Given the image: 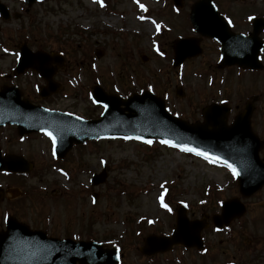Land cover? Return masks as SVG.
I'll return each mask as SVG.
<instances>
[{"label":"rangeland","instance_id":"obj_1","mask_svg":"<svg viewBox=\"0 0 264 264\" xmlns=\"http://www.w3.org/2000/svg\"><path fill=\"white\" fill-rule=\"evenodd\" d=\"M4 4L14 17L0 21V54L4 46L18 40L34 50L66 55L63 69L54 77L60 89L48 99L39 100L34 87L47 85L31 72L18 80L0 77V85L16 81L23 94L35 101L87 120L99 119L104 111L90 94L96 85L121 97L130 90L142 94L149 86L173 116H184L189 123L210 103L224 100L231 109L239 104L237 115L248 99L258 96L253 125L264 141V76L230 79L227 74L221 83L226 72L215 66L210 40L200 42L204 58L191 60L177 72L172 66L174 43L200 38L182 25L183 16L167 12L165 0L157 4L152 0H47L32 7L21 0H4ZM151 15L157 22L153 30L142 23V16ZM12 68V57L0 60V74ZM14 135V130L0 131V146L32 161L35 170L30 177L0 175V187L35 191L32 199L18 204L23 203L26 217L52 220L58 234L93 239L109 249L123 247V264H264V188L249 198L241 197L228 169L160 142L139 139L88 142L75 146L57 164L48 138L32 135L22 142L15 141ZM104 167L106 182L93 187V176ZM237 197L247 205V213L221 230L209 217V227L201 234L203 251L179 246L149 258L141 254L145 238L171 236L179 208L186 209L190 221H205L206 216L221 212L220 203Z\"/></svg>","mask_w":264,"mask_h":264},{"label":"water","instance_id":"obj_2","mask_svg":"<svg viewBox=\"0 0 264 264\" xmlns=\"http://www.w3.org/2000/svg\"><path fill=\"white\" fill-rule=\"evenodd\" d=\"M36 1L26 0L29 5ZM202 17L197 15L194 24L198 32L213 37L215 35L210 18L202 23ZM175 66L181 65L186 59L198 54L197 42L193 40L180 41L176 46ZM55 61L61 64L57 57H50L42 52L33 54L25 47L18 72L28 68L38 71L49 82V89L42 92L43 97L57 92V86L52 83L54 71L48 68ZM5 89L0 93V126L7 123L17 125L20 133L48 132L55 142L56 157L63 158L74 144H83L88 140L105 137L133 138L145 140L159 139L164 142L194 149L195 153L225 163L235 169L239 177L240 192L249 197L264 185V163L259 152L262 145L251 129L252 105H248L232 127L227 128L224 122L216 130L207 132L204 127L192 126L171 117L165 111L162 101L151 94L135 95L128 101L106 95L96 88L95 100L104 105L106 111L97 121H83L73 116L47 112L39 107H33L29 102L20 100L19 95H12ZM124 106V109H121ZM125 112L129 114L125 115ZM203 128V129H202ZM32 166L24 159L17 157L0 158V171L26 173ZM106 174L96 176L93 185L105 181ZM245 208L237 200L225 204L223 215L215 217L218 227L229 225L239 218ZM203 230L201 222H188L183 211L179 212L177 228L173 238L150 237L142 249V253L151 256L165 252L174 245L188 248H202L200 233ZM61 252L49 251L55 244L46 245L35 258L38 264H116V257L111 252H102L100 246L94 243L75 244L71 241L62 242Z\"/></svg>","mask_w":264,"mask_h":264},{"label":"flooded vegetation","instance_id":"obj_3","mask_svg":"<svg viewBox=\"0 0 264 264\" xmlns=\"http://www.w3.org/2000/svg\"><path fill=\"white\" fill-rule=\"evenodd\" d=\"M199 1L200 0H179V11L185 21L189 22L192 8ZM211 1L220 17L229 24L227 43L233 46L237 51L236 53H231L229 57H234L236 59L235 56H245L249 58L250 53L258 51L261 47L262 49L258 56L261 59L263 70L257 72H262L264 74V0ZM0 2H4V0H0ZM170 4L174 6L173 0H170ZM12 16L14 17V12H12ZM212 41L216 58H219L217 61H219L221 59V45L215 40ZM16 48L18 50L17 42H14L13 57H15V62L17 61ZM9 56V48L7 47L6 51H3V53L0 54V60L7 59ZM233 69H237L238 73L243 72V70L238 67H231L228 70ZM32 102L36 103L35 100H32ZM204 109L205 107L201 108L199 116L197 112V117L195 118L196 121L194 120V123H204ZM238 109L239 107L236 106L234 108V113H236L235 110ZM231 119L232 116L229 114L227 118L228 123L232 121ZM2 130H14L15 135L13 139L15 141L21 140L17 134L16 127L8 126L0 129V131ZM0 151L3 156L16 154L2 148L1 146ZM16 155H18V153ZM17 190H19V193H17ZM10 191L14 192V195L9 193ZM0 199V258L10 259L7 264H20V258L30 256L27 249L33 245H38L36 242L37 235L34 233L40 232L46 234L48 238L54 239H71L72 236L67 233L63 235L58 234L57 229L59 228H57V225H55L50 219L26 217L27 213L25 207H23V203L26 199H32L31 193L27 194L26 190L15 187L0 188ZM20 202L23 203L19 205L18 203Z\"/></svg>","mask_w":264,"mask_h":264},{"label":"snow or ice","instance_id":"obj_4","mask_svg":"<svg viewBox=\"0 0 264 264\" xmlns=\"http://www.w3.org/2000/svg\"><path fill=\"white\" fill-rule=\"evenodd\" d=\"M49 135H51V134L49 133ZM182 150H184V151H195L194 149H191V148H184ZM197 155H204V154L198 152ZM233 171H235V170H233ZM163 206L164 207H167V205H163ZM169 210H171V209H169Z\"/></svg>","mask_w":264,"mask_h":264},{"label":"bare ground","instance_id":"obj_5","mask_svg":"<svg viewBox=\"0 0 264 264\" xmlns=\"http://www.w3.org/2000/svg\"><path fill=\"white\" fill-rule=\"evenodd\" d=\"M149 29H150V30H153V26H152V25H150V26H149Z\"/></svg>","mask_w":264,"mask_h":264}]
</instances>
